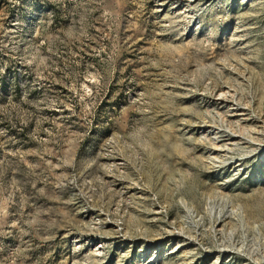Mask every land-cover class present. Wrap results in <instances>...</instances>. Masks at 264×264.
Returning <instances> with one entry per match:
<instances>
[{"label": "rangeland", "instance_id": "rangeland-1", "mask_svg": "<svg viewBox=\"0 0 264 264\" xmlns=\"http://www.w3.org/2000/svg\"><path fill=\"white\" fill-rule=\"evenodd\" d=\"M158 255L264 264V0H0V264Z\"/></svg>", "mask_w": 264, "mask_h": 264}, {"label": "bare ground", "instance_id": "bare-ground-1", "mask_svg": "<svg viewBox=\"0 0 264 264\" xmlns=\"http://www.w3.org/2000/svg\"><path fill=\"white\" fill-rule=\"evenodd\" d=\"M226 115L230 119L244 120V116L243 115H245V114H243L242 110L240 108H238V107H235V108H231L230 107V108L226 109ZM200 131L208 133L210 135V137L214 140L215 145L213 147H211V151H212L211 153L213 154V156L212 157L210 156V157L214 158V160H215L216 159L215 157L223 152V151L221 152V149H220V146H219V143H218V138H219L218 133L215 132L212 129H209V130L201 129ZM233 140H234V136L233 135H229L228 138H226L225 144H230ZM223 146H224V144H223ZM180 249H181L180 247L175 246V247H173V249H171V253L175 254V253L181 251ZM158 261H159V255L158 256H150L149 258H147L145 260V264H155Z\"/></svg>", "mask_w": 264, "mask_h": 264}]
</instances>
